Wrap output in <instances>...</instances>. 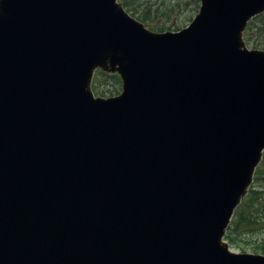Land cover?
Masks as SVG:
<instances>
[{"label": "water", "instance_id": "obj_1", "mask_svg": "<svg viewBox=\"0 0 264 264\" xmlns=\"http://www.w3.org/2000/svg\"><path fill=\"white\" fill-rule=\"evenodd\" d=\"M262 10L155 33L116 0H0V264H264L222 242L264 147Z\"/></svg>", "mask_w": 264, "mask_h": 264}, {"label": "rangeland", "instance_id": "obj_2", "mask_svg": "<svg viewBox=\"0 0 264 264\" xmlns=\"http://www.w3.org/2000/svg\"><path fill=\"white\" fill-rule=\"evenodd\" d=\"M149 1H152L154 9L146 6L143 9L140 7V16L147 18L152 26H161L165 30H177V27L183 28L186 26L197 13L199 3V0ZM136 5L138 6L137 3ZM98 85L101 87V93L104 94L105 92L107 94H116L122 89L121 81L114 79V77H107L102 83H98ZM257 243H264V226L257 232L249 233V237L247 235H244L242 238L239 237V247L246 251L259 250L255 246Z\"/></svg>", "mask_w": 264, "mask_h": 264}, {"label": "trees", "instance_id": "obj_3", "mask_svg": "<svg viewBox=\"0 0 264 264\" xmlns=\"http://www.w3.org/2000/svg\"><path fill=\"white\" fill-rule=\"evenodd\" d=\"M123 2L126 6L132 5V7L139 10V12H141L140 7L143 9L144 6L154 9L152 1L149 0H123ZM258 18H262V21L261 23L258 22L255 28H253V33H255L257 37L253 42L256 46H263L264 14ZM250 33L251 30L247 35L251 42ZM255 183L256 184L250 189L249 194L238 208L227 232V239L234 247H238L239 237L242 238L244 235L249 237V233L257 232L264 226V161L257 170ZM255 246H257V249L264 252V243H257Z\"/></svg>", "mask_w": 264, "mask_h": 264}, {"label": "bare ground", "instance_id": "obj_4", "mask_svg": "<svg viewBox=\"0 0 264 264\" xmlns=\"http://www.w3.org/2000/svg\"><path fill=\"white\" fill-rule=\"evenodd\" d=\"M190 1V0H189Z\"/></svg>", "mask_w": 264, "mask_h": 264}]
</instances>
